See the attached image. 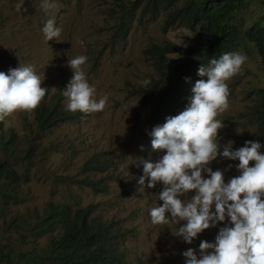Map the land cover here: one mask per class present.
Masks as SVG:
<instances>
[{
  "label": "rangeland",
  "instance_id": "1",
  "mask_svg": "<svg viewBox=\"0 0 264 264\" xmlns=\"http://www.w3.org/2000/svg\"><path fill=\"white\" fill-rule=\"evenodd\" d=\"M131 1L55 0L57 9L46 14L40 7L42 0H24L21 12L17 11L20 0H0V71L32 65L41 79L44 74L42 86L50 95L65 87L72 75L67 60L84 55L87 62L82 67L88 83L95 88L94 99L108 97L102 112H81L78 119L61 122L45 132L37 133L33 111L5 118L0 159L12 166L18 180L11 183L0 176V187H7L11 193L8 197L0 194V247L13 257L45 247L47 236L33 238L23 228L22 220L32 221L49 201H66L73 206L93 204L96 213L116 219L127 229L125 250L133 264H185L183 251L191 247L198 255L200 241L213 242L219 227L227 223H218L187 244L172 234L179 225L150 222V209L160 204L157 193L162 186L148 188L146 179L143 187L138 180L143 175L142 161L155 160L161 153L152 150L151 136L146 132L156 91L141 84L154 75L144 50L154 43L171 42L192 47L197 58L202 42L182 25L165 28L161 9L141 14V5L130 19L125 39L115 41L112 34L121 6ZM183 1L175 3L181 5ZM263 14L264 0H248L237 12L236 21L245 28ZM48 19H54L61 29L59 42L55 38L46 40L42 32ZM233 52L247 59L242 72L227 81L229 107L217 117L225 125L218 136L220 151L224 144L232 142L235 150L258 135L249 112L256 91L264 84L262 62L247 40L241 39ZM199 79L190 82L185 102L174 109L172 116L185 108L191 88ZM260 144L264 154V142ZM97 152L113 164L108 169L113 177L106 193H94L75 183L86 175L82 171L84 162ZM236 164L238 161L217 157L210 167L228 169L224 171L227 182L238 174Z\"/></svg>",
  "mask_w": 264,
  "mask_h": 264
},
{
  "label": "clouds",
  "instance_id": "2",
  "mask_svg": "<svg viewBox=\"0 0 264 264\" xmlns=\"http://www.w3.org/2000/svg\"><path fill=\"white\" fill-rule=\"evenodd\" d=\"M24 0L17 11L21 12ZM41 9L47 14L57 9L55 0H42ZM26 11V9H23ZM46 40L57 39L61 29L54 19L42 28ZM247 57L228 52L198 68L199 79L191 88L185 108L177 115L167 116L165 122L152 128L151 148L161 153L155 160H143V175L138 184L154 188L160 204L150 209L152 225H179L174 236L187 244L205 230L219 227L213 242L201 240L198 255L189 247L182 252L185 264H264V154L262 145L247 140L242 147L232 149L224 144L220 151L219 131L225 127L217 117L229 107L227 81L242 72ZM84 55L67 60L72 75L64 87L66 110L85 114L102 112L107 104L105 95L94 99L95 88L86 79ZM43 79L34 66H17L0 71V121L17 112H32L46 95ZM141 84H151L144 79ZM142 147V146H141ZM220 157L238 161V172L225 182L224 171L213 170L210 164ZM191 194L185 200L184 197Z\"/></svg>",
  "mask_w": 264,
  "mask_h": 264
},
{
  "label": "trees",
  "instance_id": "3",
  "mask_svg": "<svg viewBox=\"0 0 264 264\" xmlns=\"http://www.w3.org/2000/svg\"><path fill=\"white\" fill-rule=\"evenodd\" d=\"M248 0H184L176 5L175 0H133L121 6L118 22L112 37L119 42L125 39L130 19L141 5L148 14H165V28L179 24L193 32L202 42L200 55L194 57V49L171 42L152 44L144 53L150 61L154 75L148 78L156 97L148 113L146 132L172 116L177 106L183 105L190 82L200 77L198 68L222 54L233 52L241 39L247 40L257 50L264 74V14L248 27L241 28L236 14ZM173 56V57H172ZM143 90L144 88H139ZM64 86L53 94L46 92L40 105L33 111L37 133L45 132L57 124L78 119L81 112L66 110L62 92ZM249 115L256 126L255 141L264 142V84L255 94ZM4 120L0 121V139ZM12 138L9 136L8 141ZM112 162L93 153L84 162L82 171L86 174L75 183L83 185L94 193H106L110 188L112 175L108 172ZM93 176H90V175ZM0 176L11 183L18 180L12 166L0 159ZM2 197L11 196L7 187H0ZM1 211V210H0ZM22 226L33 238L47 236L45 247L39 250L18 252L13 257L0 247V264H133L125 250L127 229L116 219L96 213L93 204L73 206L69 202L49 201L32 221L22 220ZM16 260V261H15Z\"/></svg>",
  "mask_w": 264,
  "mask_h": 264
}]
</instances>
